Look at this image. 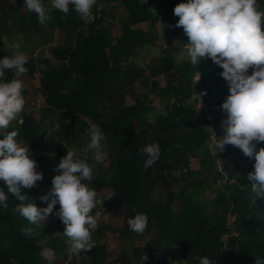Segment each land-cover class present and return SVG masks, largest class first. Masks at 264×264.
<instances>
[{
  "label": "trees",
  "instance_id": "1",
  "mask_svg": "<svg viewBox=\"0 0 264 264\" xmlns=\"http://www.w3.org/2000/svg\"><path fill=\"white\" fill-rule=\"evenodd\" d=\"M180 2L96 0L95 20L87 24L71 6L67 15L48 9L45 24L63 30L64 43L50 48L49 57L28 59L20 77L24 109L0 129V138L18 131L15 139L28 146L42 173L35 187L21 189L29 198L23 203L47 206L40 197L52 187L56 164L72 150L93 166L92 180L84 182L102 200V213L119 212L116 222L100 218L91 251L74 254L55 214L59 204L44 223L30 224L16 211L22 202L0 181L8 197L7 208L0 206V264H199L196 256L212 264H255L256 257L264 258V198L256 199L246 179L254 157L231 145L217 152L228 84L210 58L191 64L188 38L173 13ZM256 6L264 11V0ZM38 25L24 0H0V58L14 53L5 47L12 34L42 33ZM12 75L6 72L5 79ZM27 80L36 86L29 89ZM93 123L105 134L102 163L87 149ZM153 142L160 156L145 170L139 149ZM254 143L257 150L264 147ZM206 190L213 195L205 197ZM136 213L147 215L143 235L156 231V240H131L127 220Z\"/></svg>",
  "mask_w": 264,
  "mask_h": 264
},
{
  "label": "clouds",
  "instance_id": "2",
  "mask_svg": "<svg viewBox=\"0 0 264 264\" xmlns=\"http://www.w3.org/2000/svg\"><path fill=\"white\" fill-rule=\"evenodd\" d=\"M95 4L96 0H51V7L64 15L70 12V6L74 8L86 24L95 20L92 14ZM256 5L257 0H181L174 6L173 13L179 17L176 26L182 27L188 38L191 64L198 65L201 59L210 58L222 68L220 76L227 82L229 94L220 105L226 113L221 121L224 135L214 140V145L217 152L231 145L238 147L246 157H254L253 170L246 179L257 199L264 198V147L257 150L254 143L264 142V11L258 10ZM24 7L35 13L41 24L51 19L43 0H24ZM13 47L17 51L0 58V129H7L25 105L20 77L28 71L25 65L29 58L19 51V44ZM250 67L252 71L248 74ZM6 72H12L11 79H5ZM199 78L200 75L197 81ZM203 95V90L198 92L200 107ZM87 132L90 138L87 149L92 152V159L104 162L107 157L101 146L104 132L94 123ZM17 136L18 131L12 130L0 138V181L22 202L16 206V211L30 224L38 225L44 223L59 204L55 214L64 225L63 234L68 238L70 251L74 254L91 251L95 247L92 236L100 220V213L93 215L92 212L102 204L96 191L84 182L92 180L93 166L80 159L76 151L67 150L56 164L59 172L52 177L51 189L40 197L47 206L39 208L32 202L23 203L29 198L21 189L35 187L43 176L36 170L38 164L31 158L30 149L20 145L15 139ZM139 151L146 156L145 170L160 156V146L155 142ZM7 200L5 191L0 189V206L7 208ZM127 223L130 230L143 234L148 227V217L136 213ZM22 231L31 235L33 229ZM194 259L199 264H212L207 257ZM255 264H264V258L256 257Z\"/></svg>",
  "mask_w": 264,
  "mask_h": 264
},
{
  "label": "rangeland",
  "instance_id": "3",
  "mask_svg": "<svg viewBox=\"0 0 264 264\" xmlns=\"http://www.w3.org/2000/svg\"><path fill=\"white\" fill-rule=\"evenodd\" d=\"M49 5V6H47ZM45 8L48 10L51 8V3H45L44 4ZM47 6V7H46ZM38 27L42 30V33H37V34H33L31 32L26 31L29 33V35L25 36V37H21L20 34L14 33L11 35L10 39L5 41V47L6 48H11V50H13V52L17 51V49H15L13 46L16 44L20 45L19 51L24 52L28 58L32 59V58H38L40 57V55L42 57H49L51 56L49 49L50 48H55L61 44L64 43V35L63 32L58 30L57 28H54L52 30H50L46 24H41L39 23ZM139 27L143 28V29H147L148 27V23H141L139 24ZM23 40V43H20ZM43 42H46L45 44ZM187 49V45L185 47ZM152 54L148 53V56H151ZM199 77V74L196 73L195 74V80H197ZM201 79V76L199 78V80ZM198 80V81H199ZM26 86L29 89H32L34 86H36V82L34 80H27L25 81ZM41 96L38 95L36 96V100L37 102H41ZM160 107H156L153 114L155 112H159ZM217 163H220V159L218 158ZM55 174H58L57 172ZM213 195V192L211 190H206L204 193L205 197H210ZM99 200V199H98ZM104 210V205L103 204H98L97 207L94 209V215L96 212L100 213V218L101 220L105 221V222H116V218L115 216L118 214L119 209L118 208H112L108 213H102V211ZM130 238L132 241H134V243L136 242H142V241H146V240H156L157 238V234L156 231L152 232L150 235H143V234H137L135 232L130 233L129 234ZM113 240L112 238L109 237L107 238V243L109 246H115L114 244H112ZM118 253V252H116ZM176 253V252H175Z\"/></svg>",
  "mask_w": 264,
  "mask_h": 264
},
{
  "label": "built area",
  "instance_id": "4",
  "mask_svg": "<svg viewBox=\"0 0 264 264\" xmlns=\"http://www.w3.org/2000/svg\"><path fill=\"white\" fill-rule=\"evenodd\" d=\"M199 107H200V106H199ZM199 107H198V108H199ZM201 107H203V105H201ZM201 107H200V108H201Z\"/></svg>",
  "mask_w": 264,
  "mask_h": 264
}]
</instances>
